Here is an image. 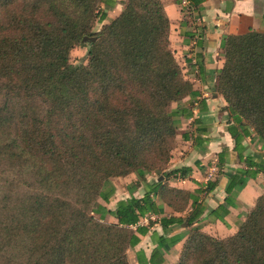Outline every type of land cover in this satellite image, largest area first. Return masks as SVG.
<instances>
[{"label":"trees","instance_id":"1","mask_svg":"<svg viewBox=\"0 0 264 264\" xmlns=\"http://www.w3.org/2000/svg\"><path fill=\"white\" fill-rule=\"evenodd\" d=\"M33 1L18 12L12 0H0V264H129L128 249L146 233L140 219L157 213L150 196L180 213L191 202L184 219H161L163 227L189 229L175 264H264V195L235 234L219 238L194 226L205 210L198 197L163 184L191 174L167 168L179 118L192 115L171 107L195 92L171 50L162 1L126 0L78 67L69 53L93 38L95 21L106 19L101 7L114 1ZM221 48L215 90L246 169L229 174L225 203L208 215L219 221L246 182L264 174V157L245 155L243 146L253 134L264 147V32L224 37ZM38 102L52 110L46 114ZM64 113L70 128L53 131L52 121L43 122ZM131 174L148 188L141 199L120 201L113 211L99 204L114 195L111 179ZM151 174L162 181L147 183Z\"/></svg>","mask_w":264,"mask_h":264},{"label":"crops","instance_id":"2","mask_svg":"<svg viewBox=\"0 0 264 264\" xmlns=\"http://www.w3.org/2000/svg\"><path fill=\"white\" fill-rule=\"evenodd\" d=\"M112 1L116 3L115 12L118 14L122 6L117 3L124 0ZM161 1L170 21V42L172 36L177 40L175 49L178 52L175 56L181 54V62H177L195 92L194 97H186L179 105H175L179 109L191 108L192 115L188 119L179 118V130L186 152L173 151L167 168L170 171L189 167L191 174L184 179L173 176L165 178L163 184L198 197L205 210L194 226L211 236L226 238L236 233L238 222L244 220L257 198L264 195V174H258L255 179L246 182L236 197V206L227 207L229 214L223 221L208 216L212 210L225 203L229 174L235 169H246L244 164L239 163L233 150L234 142L227 131L226 102L215 90L219 71L224 64L221 43L227 36L243 35L250 31L264 32V0ZM243 146L245 155L261 154L264 157V147L253 134L244 139ZM146 180L149 184L155 180L162 181L160 177L152 179L150 176ZM136 181L135 174L114 178V195L108 203L99 200V204L113 211L120 201L131 197L141 199L148 188L142 183L136 185ZM209 181H216V187L209 193L197 194L196 191L200 187L204 189ZM150 197L157 213H149L140 219L138 227L146 233L138 235L139 243L128 249L129 264H175L189 229L183 227L185 223L163 227L161 219H184L191 211V202L180 213L161 203L157 197ZM105 221L117 222L109 215ZM160 239H163L162 248L159 247Z\"/></svg>","mask_w":264,"mask_h":264},{"label":"rangeland","instance_id":"3","mask_svg":"<svg viewBox=\"0 0 264 264\" xmlns=\"http://www.w3.org/2000/svg\"><path fill=\"white\" fill-rule=\"evenodd\" d=\"M124 2H126V0L122 1L121 3H117V4L122 6V4H125ZM32 3H34L33 0H12V5L10 7L12 9L18 11V12H23V10L25 8H29L32 5ZM114 4H116V3H114ZM115 6L116 5H113L112 7L104 5V8L101 7L100 11H102L106 14V19H105V21H103L101 23L96 20L95 23L93 24V26L91 28V33L93 34V38L95 39V41H96V39L98 37V33L101 31L102 27L104 25L108 24L113 19H115L120 14L123 6L120 8V12L118 14H116V12H115V9H116ZM37 17L44 19V16H42V14L38 15ZM91 44L92 43H90L88 40H86L84 42L82 41V43L80 45L75 46L71 50V52L69 53V63L76 66V67L86 65L87 61H88L87 52H88V49L90 48ZM176 44H177V40H175V38L172 36L171 42H170V47H171V50L174 52V55L176 54V52H178L175 49ZM175 59L180 63L181 62V54H177V56H175ZM39 104L41 105L44 112H46V114L48 111L52 110L51 105H42L41 103H39ZM171 108L172 109L175 108V105H173ZM47 116L48 115H46V119H44L45 117H43V119H44L43 122H50L51 123V121H52L53 131H55V128H61V127H63L64 129L70 128L69 123L67 121L68 113H64L60 117L48 116V118H47ZM43 126H46V125H43L41 123L40 127H43ZM180 128H181V126L178 124L177 136L173 142L172 152L177 151V153L181 152V153L185 154V152H186L185 143L181 138L182 132L179 130ZM255 138L257 139V137H255ZM98 153H100V152H98ZM171 158H172V156H171ZM173 158H174V155H173ZM135 177L137 178L136 175H135ZM150 177H152V179H157L156 174H151ZM113 181H114V179L110 180L112 185H113ZM159 247L162 248L161 245Z\"/></svg>","mask_w":264,"mask_h":264},{"label":"water","instance_id":"4","mask_svg":"<svg viewBox=\"0 0 264 264\" xmlns=\"http://www.w3.org/2000/svg\"><path fill=\"white\" fill-rule=\"evenodd\" d=\"M86 40H88L90 43H92V42H94L95 39L94 38H85V39H83V42ZM161 179H162V177H160V180ZM185 226H186V224L183 225V227H185Z\"/></svg>","mask_w":264,"mask_h":264},{"label":"built area","instance_id":"5","mask_svg":"<svg viewBox=\"0 0 264 264\" xmlns=\"http://www.w3.org/2000/svg\"><path fill=\"white\" fill-rule=\"evenodd\" d=\"M183 4H185V3H183Z\"/></svg>","mask_w":264,"mask_h":264}]
</instances>
